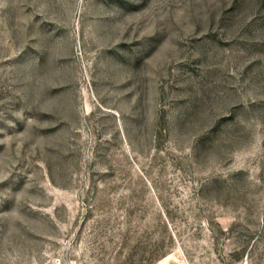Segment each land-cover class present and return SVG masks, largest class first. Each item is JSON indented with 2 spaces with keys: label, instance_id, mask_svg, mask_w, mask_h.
Listing matches in <instances>:
<instances>
[{
  "label": "rangeland",
  "instance_id": "rangeland-1",
  "mask_svg": "<svg viewBox=\"0 0 264 264\" xmlns=\"http://www.w3.org/2000/svg\"><path fill=\"white\" fill-rule=\"evenodd\" d=\"M0 264H264V0H0Z\"/></svg>",
  "mask_w": 264,
  "mask_h": 264
}]
</instances>
